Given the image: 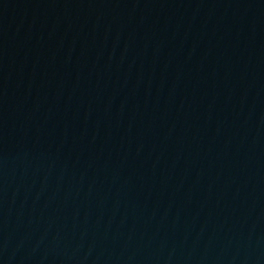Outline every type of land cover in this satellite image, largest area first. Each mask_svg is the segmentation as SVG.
<instances>
[{"label":"water","instance_id":"obj_1","mask_svg":"<svg viewBox=\"0 0 264 264\" xmlns=\"http://www.w3.org/2000/svg\"><path fill=\"white\" fill-rule=\"evenodd\" d=\"M0 264H264V0H0Z\"/></svg>","mask_w":264,"mask_h":264}]
</instances>
